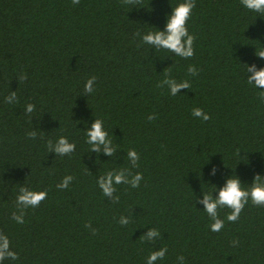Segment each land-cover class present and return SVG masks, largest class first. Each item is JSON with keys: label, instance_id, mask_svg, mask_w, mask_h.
I'll use <instances>...</instances> for the list:
<instances>
[{"label": "trees", "instance_id": "1", "mask_svg": "<svg viewBox=\"0 0 264 264\" xmlns=\"http://www.w3.org/2000/svg\"><path fill=\"white\" fill-rule=\"evenodd\" d=\"M180 2L0 0V233L19 257L0 264H147L165 246L154 264H264V206L249 200L236 222L226 219L230 209H219L224 227L212 232L197 200L203 192L218 196L232 175L244 188L264 176V102L244 65L264 67L256 55L264 48V16L241 0H195L187 21L193 57L142 43V35L165 28ZM165 68L191 88L172 96L158 87ZM92 76L95 91L84 96ZM13 91L17 100L7 103ZM195 107L211 119L193 117ZM95 118L117 148L113 157L89 152L85 132ZM61 135L76 145L62 157L47 147ZM130 149L138 167L127 158ZM120 169L143 179L137 188L115 185L113 203L97 180ZM67 175L69 186L57 188ZM22 186L46 190L47 198L18 224L12 214ZM121 216L130 222L121 225ZM150 228L160 235L142 240Z\"/></svg>", "mask_w": 264, "mask_h": 264}, {"label": "clouds", "instance_id": "2", "mask_svg": "<svg viewBox=\"0 0 264 264\" xmlns=\"http://www.w3.org/2000/svg\"><path fill=\"white\" fill-rule=\"evenodd\" d=\"M74 5H78L80 0H72ZM122 5L132 7L140 6L141 0H121ZM241 4L248 10L258 13L264 16V0H241ZM195 0H181L172 11L167 15L166 26L163 30L150 31L147 34L142 35V43H147L154 46L156 50L164 49L174 53L176 56L188 59L194 56L193 44L196 37L189 33L187 28V21L191 17L192 10L195 8ZM136 36H141V33L137 32ZM256 55L264 59V48L256 47ZM245 71L247 74V83L252 85L256 89H260L257 95L261 102H264V67H258L255 63H244ZM165 78L157 85L158 87H168L170 94L176 96L181 92V89H190V82L185 79L183 81H177L170 75V69H164ZM188 73L190 75H197L198 70L195 65L188 67ZM20 81L27 79L26 75L18 78ZM96 76H92L87 79L84 85V96L86 94L93 93L94 83ZM7 103H12L17 100V94L15 91L11 92L9 96L5 98ZM26 113H33L35 111V105L28 103L25 108ZM192 116L199 118L203 121L211 119L209 113L205 112L201 107H195L192 109ZM155 114L149 115V120H154ZM28 135L35 139L37 136L36 131H31ZM86 142L91 146L89 152H95L99 155L103 152L109 157L116 155L117 148L113 146L112 140L109 138L108 132L104 129L103 120L101 118H95L91 123V126L86 128ZM49 153L54 152L56 156H65L75 151L76 145L74 142H70L66 136L61 135L55 143L51 139L47 142ZM127 158L131 162L133 167H138V161L140 159L138 152L135 149L127 151ZM226 165V163H225ZM227 166V165H226ZM217 168L214 166L211 170V175H216ZM143 179V173L137 172L135 175L127 169L110 170L106 174L99 176L97 183L102 189L104 196L112 199L113 203L118 202L119 197L114 196L116 191L115 185L130 184L133 188H137ZM73 180L71 175L65 176L62 181L56 185L59 189H65L69 186ZM217 188V187H216ZM216 190V189H215ZM218 196H213V192H203L202 199L199 197L197 200L203 204V210L207 213L211 220L210 229L212 232H220L224 227V220L219 216V209L227 208L231 211L227 214L226 219L229 222H236L245 205L251 200L252 204L256 206H264V176L257 173L254 176L253 182L250 187H242V182L237 175H232L226 178L225 184L219 188ZM47 198L46 190H32L27 186H22L19 189L16 204L19 208V212H13L12 219L18 224H23L25 210L29 207L35 208L40 205L42 201ZM130 222L129 217L121 216L119 223L121 225H127ZM86 227H91L90 224ZM96 230H93L95 234ZM160 235V232L156 228H150L140 238L145 241L155 240ZM237 242L233 241L235 245ZM167 253V247H161L157 251L151 252L147 258V264H154L158 259H163ZM10 258L11 260H17L18 254L10 249L9 238L0 233V261ZM180 261L184 260L183 256L178 257Z\"/></svg>", "mask_w": 264, "mask_h": 264}]
</instances>
